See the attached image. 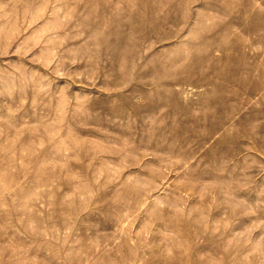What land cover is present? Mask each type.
<instances>
[{
    "label": "rangeland",
    "instance_id": "obj_1",
    "mask_svg": "<svg viewBox=\"0 0 264 264\" xmlns=\"http://www.w3.org/2000/svg\"><path fill=\"white\" fill-rule=\"evenodd\" d=\"M0 264H264V0H0Z\"/></svg>",
    "mask_w": 264,
    "mask_h": 264
},
{
    "label": "bare ground",
    "instance_id": "obj_2",
    "mask_svg": "<svg viewBox=\"0 0 264 264\" xmlns=\"http://www.w3.org/2000/svg\"><path fill=\"white\" fill-rule=\"evenodd\" d=\"M165 84H166V83H165ZM165 89H166V88H165ZM157 107H158V106H157ZM168 129H169V128H168ZM169 132H170V131H169ZM171 134H172V133H171ZM161 135H162V134H161ZM161 159H162V158H161ZM159 162H161V161H159ZM158 164H159V163H158ZM148 166H149V165H148ZM157 166H159V165H157ZM149 167H150V166H149ZM150 169H151V168H150ZM157 169H158V167H157ZM148 180H149V179H148ZM150 180H151V179H150ZM150 180H149V181H150ZM145 182H146V181H145ZM145 182H144V183H145ZM147 182H148V181H147ZM147 182H146V184H147ZM151 182H152V181H151ZM150 184H151V183H150ZM188 184L190 185V183H188ZM191 185H192V183H191ZM185 187H187V186H185ZM188 187H190V186H188ZM222 187H223V186H222ZM137 188H138V187H136V189H137ZM143 188H144V187H143ZM190 188H191V187H190ZM80 189H81V188H80ZM138 189H140V187H139ZM223 189H224V187H223ZM193 190H194V189H193ZM135 191H136V190L134 189V192H135ZM138 191H139V190H138ZM138 191H137V192H138ZM142 191H143V190H142ZM142 191H141V193H142ZM180 191H181V190H180ZM221 191H222V190H221ZM132 193H133V192H132ZM134 194H135V193H134ZM138 194H139V193H138ZM138 194H137V195H138ZM219 194L221 195L220 192H219ZM233 195H234V194H233ZM133 196H134V195H133ZM230 196H232V195L230 194ZM179 197H180V196H179ZM174 198H175V197H174ZM236 198H237V197H236ZM171 202H176V203H177V201H175V200L173 201V199H172ZM169 203H170V202H169ZM181 204H182V203H181ZM173 205H174V203H173ZM173 205H172V206H173ZM175 205L177 206V204H175ZM175 205H174V206H175ZM233 206H234V205H233ZM173 208H174V207H173ZM183 208H184V206H183ZM163 209H164V208H163ZM171 209H172V208H171ZM173 210H174V209H173ZM178 210H179V209H178ZM176 211H177V210H176ZM182 211H183V210H182ZM179 212H180V211H179ZM179 212H178V213H179ZM168 213H169V212H168ZM189 213H190V212H189ZM172 214H173V213H172ZM175 215H176V214H175ZM181 215H182V214H181ZM177 216H178V215H177ZM179 217H180V216H179ZM183 218H184V216H183ZM174 219H175V218H174ZM174 219H173V220H174ZM167 222H168V221H167ZM189 223H190V222H189ZM192 224H193V223H192ZM184 225H185V224H184ZM169 226H170V225H169ZM181 227H182V226H181ZM189 234H191V233H189ZM182 235H183V234H182ZM227 240H228V239H227ZM225 241H226V240H225ZM223 243H224V242H223ZM224 257H225V255H224ZM225 258H226V257H225Z\"/></svg>",
    "mask_w": 264,
    "mask_h": 264
}]
</instances>
